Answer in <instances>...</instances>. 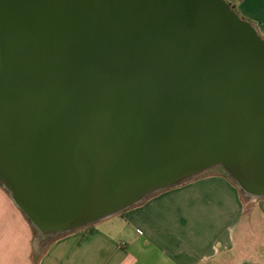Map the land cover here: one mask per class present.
I'll return each mask as SVG.
<instances>
[{"label": "water", "instance_id": "water-1", "mask_svg": "<svg viewBox=\"0 0 264 264\" xmlns=\"http://www.w3.org/2000/svg\"><path fill=\"white\" fill-rule=\"evenodd\" d=\"M215 167L264 200V40L224 0H0V184L42 239Z\"/></svg>", "mask_w": 264, "mask_h": 264}, {"label": "crops", "instance_id": "crops-1", "mask_svg": "<svg viewBox=\"0 0 264 264\" xmlns=\"http://www.w3.org/2000/svg\"><path fill=\"white\" fill-rule=\"evenodd\" d=\"M224 1L264 40V0ZM208 175L215 177H191L122 213L130 231L96 227L61 236L39 264H264V243L245 251L236 241L243 218L241 230L248 234L257 222L264 235V203H257L263 217L254 220L231 179ZM35 248L31 224L0 186V264H33Z\"/></svg>", "mask_w": 264, "mask_h": 264}, {"label": "rangeland", "instance_id": "rangeland-1", "mask_svg": "<svg viewBox=\"0 0 264 264\" xmlns=\"http://www.w3.org/2000/svg\"><path fill=\"white\" fill-rule=\"evenodd\" d=\"M212 171H214V172L217 171V174L220 173V174H222L224 176L222 168L221 167H215V168H212V169H209V170H206V171L202 172V174L193 176L192 178H195V177H197L195 179H202V178H205V177L209 178L210 175H208V174L212 173ZM210 177H215V176H210ZM188 180L189 179L183 181L182 183H180V185H178L176 187H181L182 185L187 183ZM239 192H240V195H241V198H242V201H243L242 204H243V208H244L245 214H249L250 212H253L254 214L252 213V215H254V217H255V218L253 217L254 220L256 218H258V217H260V219H261L263 216H261L262 214H260V212L258 211V206H259V204L264 203V202H259V201H262V200L261 199H254L252 197H248V196L244 195L241 191H239ZM155 195H157V194H155ZM155 195H152V196H155ZM152 196H150V197H152ZM150 197H148V198H150ZM257 203H259V204H257ZM132 211L133 210H131L128 213H132ZM124 215L121 214V215L113 216V217L109 218L106 221H101V222L97 223V225H95V226L99 227V228H102V229L104 227H106V228L112 227V228L116 229L117 231L119 230L121 232L122 231L123 232L124 231H130L132 229L131 224L124 219ZM245 219L246 218H243V220H242L241 229L243 227V224H245ZM259 224H260V226H258ZM254 225L255 226H253V224H252V227L250 228L248 234H246V232H244V230H241V229L238 231V233L236 235V241H238L240 244H242L240 246V249L243 248L246 251L245 246L247 244H252V245H254V247H257L258 244L264 243V235L261 232L262 224L254 222ZM84 229L85 228H82V229H80L78 231H83ZM38 236L39 237L34 236V243L36 244V248L34 250V254H35L36 257H38V255H39V249H40V243L39 242L41 240V237H40L39 234H38ZM236 252L239 253V249ZM256 259L258 260V259H260V257H256ZM261 259L263 260L264 258H261Z\"/></svg>", "mask_w": 264, "mask_h": 264}, {"label": "trees", "instance_id": "trees-1", "mask_svg": "<svg viewBox=\"0 0 264 264\" xmlns=\"http://www.w3.org/2000/svg\"><path fill=\"white\" fill-rule=\"evenodd\" d=\"M223 173H224V176L228 179H230V176L222 169ZM180 185V184H179ZM1 186V184H0ZM183 186V185H182ZM150 198L146 199L149 200ZM29 222V221H28ZM32 230H33V233H34V236H38V233L37 231L32 227ZM96 230V226L93 225V226H90V227H87L85 228L83 231L86 232L87 234H92L94 231ZM61 236H53V237H50V238H46V239H41L40 242L42 243L41 246H42V249H41V252L40 254L38 255V257L35 256V254L33 253L32 254V257H33V264H39V260L41 258V256L45 253V251L53 244V242H55L57 239H59Z\"/></svg>", "mask_w": 264, "mask_h": 264}]
</instances>
